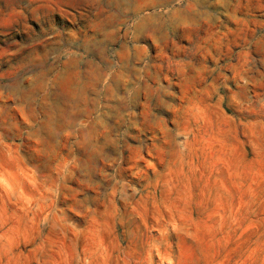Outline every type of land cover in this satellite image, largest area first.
Segmentation results:
<instances>
[{
	"label": "clouds",
	"instance_id": "9594fccd",
	"mask_svg": "<svg viewBox=\"0 0 264 264\" xmlns=\"http://www.w3.org/2000/svg\"><path fill=\"white\" fill-rule=\"evenodd\" d=\"M0 264H264V0H0Z\"/></svg>",
	"mask_w": 264,
	"mask_h": 264
}]
</instances>
